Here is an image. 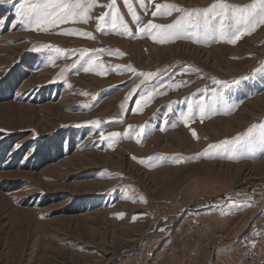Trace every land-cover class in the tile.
I'll return each instance as SVG.
<instances>
[{
	"label": "rangeland",
	"instance_id": "374dc122",
	"mask_svg": "<svg viewBox=\"0 0 264 264\" xmlns=\"http://www.w3.org/2000/svg\"><path fill=\"white\" fill-rule=\"evenodd\" d=\"M21 2H0V264L264 259V145L257 137L235 159L208 150L264 125V24L235 44L158 43L138 27L181 13L153 17L156 4L217 0H129L139 25L116 0L132 35L112 27L111 0H95L86 23L46 31L21 22ZM225 2L259 12V0ZM211 89L222 100L201 122Z\"/></svg>",
	"mask_w": 264,
	"mask_h": 264
},
{
	"label": "snow or ice",
	"instance_id": "6c2138e0",
	"mask_svg": "<svg viewBox=\"0 0 264 264\" xmlns=\"http://www.w3.org/2000/svg\"><path fill=\"white\" fill-rule=\"evenodd\" d=\"M2 2V0H0ZM11 2V0H9ZM144 0H141L143 4ZM125 5L128 7L134 22L139 25L140 17L132 10V6L129 0H124ZM16 7V15L21 18V22L27 21L28 23L35 22L38 25H44L42 31H46L48 27H54L61 23H67L69 20L73 22H87L90 19L89 12L91 8L95 6V0H23V2L14 5ZM112 11L111 25L116 27L117 22L121 24L124 29L122 34L132 35L127 24L124 23L123 17L116 9V0H111L108 5ZM156 11L152 12L153 17L171 15L173 11L181 13L175 21L167 25H160L149 21L144 27H138L139 32L148 31L151 34V30H155L153 39L158 43L172 42L176 39L190 38L196 42L201 40H224L228 43L235 44L244 34H250L256 27L264 24V0H259L257 12V4H252L240 8L235 5H231L225 2V0H217L216 3L203 8V9H183L175 4H156ZM100 16L98 20H104L105 16ZM97 30H101V25L97 24ZM61 34H75L73 33H61ZM86 37H91L90 33H81ZM43 47H52L50 45H44ZM56 51H61L56 49ZM86 51V50H85ZM83 58V57H82ZM91 67V61L89 66L85 67L84 71H89ZM129 71L136 74V69L129 67ZM139 75L147 78L154 77V73H139ZM219 85L220 81H214ZM144 83V81H142ZM216 89H211L214 95V99L205 102L201 101L198 107V114L201 122L206 115L217 111V104L221 102L222 97H216ZM151 96V93L147 94ZM144 99V97H141ZM139 104V101L137 102ZM181 118L185 124L189 119L193 118L192 106L189 105V109L186 113L181 114ZM99 127V121L92 122ZM142 131V129H141ZM112 136L119 135L118 133H112ZM193 137L197 136V133L192 131ZM264 145V125H252L248 128L243 137H236L235 140H225L220 145H209V149H218L222 154L226 155L228 159H235L240 156V148L247 147L249 151L253 150V142L256 138ZM206 150V151H208ZM198 158V156L196 157ZM193 159L189 157L188 160ZM171 162L179 164L186 162L183 157H176ZM163 230V229H161Z\"/></svg>",
	"mask_w": 264,
	"mask_h": 264
},
{
	"label": "built area",
	"instance_id": "2783aa9c",
	"mask_svg": "<svg viewBox=\"0 0 264 264\" xmlns=\"http://www.w3.org/2000/svg\"><path fill=\"white\" fill-rule=\"evenodd\" d=\"M246 264H264V259L260 260L255 254H249L246 257Z\"/></svg>",
	"mask_w": 264,
	"mask_h": 264
},
{
	"label": "bare ground",
	"instance_id": "6f19581e",
	"mask_svg": "<svg viewBox=\"0 0 264 264\" xmlns=\"http://www.w3.org/2000/svg\"><path fill=\"white\" fill-rule=\"evenodd\" d=\"M90 19H93L92 17H90ZM207 224V223H206Z\"/></svg>",
	"mask_w": 264,
	"mask_h": 264
},
{
	"label": "crops",
	"instance_id": "0c3cea01",
	"mask_svg": "<svg viewBox=\"0 0 264 264\" xmlns=\"http://www.w3.org/2000/svg\"><path fill=\"white\" fill-rule=\"evenodd\" d=\"M184 209V208H183Z\"/></svg>",
	"mask_w": 264,
	"mask_h": 264
}]
</instances>
